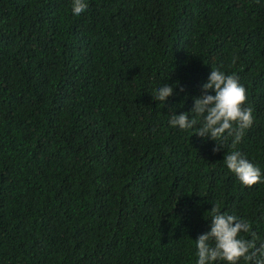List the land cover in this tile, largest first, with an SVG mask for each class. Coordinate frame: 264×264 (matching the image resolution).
<instances>
[{
    "label": "trees",
    "instance_id": "obj_1",
    "mask_svg": "<svg viewBox=\"0 0 264 264\" xmlns=\"http://www.w3.org/2000/svg\"><path fill=\"white\" fill-rule=\"evenodd\" d=\"M71 4L0 0V264H197L216 203L259 246L264 0H87L79 16ZM212 68L237 76L253 110L217 153L169 125ZM232 150L261 183L228 171Z\"/></svg>",
    "mask_w": 264,
    "mask_h": 264
},
{
    "label": "clouds",
    "instance_id": "obj_2",
    "mask_svg": "<svg viewBox=\"0 0 264 264\" xmlns=\"http://www.w3.org/2000/svg\"><path fill=\"white\" fill-rule=\"evenodd\" d=\"M87 8V0H72L74 16L81 15ZM173 92V86L164 84L155 90L152 97L154 101L165 104ZM210 92H214V95ZM246 100V89L235 74L212 68L207 82L202 85V94L193 97L191 112L171 114L169 125L182 131L194 129L193 135L213 141L216 145L213 153L224 150L230 138L231 148L235 149L253 124V110L244 106ZM223 163L245 187L262 182L260 168L239 151L226 152ZM212 205L211 211L207 212L210 214V231L200 235L196 241L197 264H215L218 261L240 264L241 260L246 264H264V242L257 246L259 237L251 232V225L235 215L221 212L218 203ZM241 233H249L251 239L241 238Z\"/></svg>",
    "mask_w": 264,
    "mask_h": 264
}]
</instances>
